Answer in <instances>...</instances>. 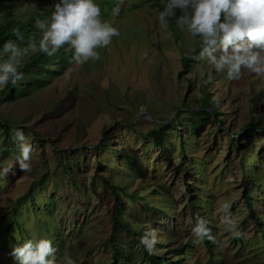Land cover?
<instances>
[{"label": "rangeland", "instance_id": "obj_1", "mask_svg": "<svg viewBox=\"0 0 264 264\" xmlns=\"http://www.w3.org/2000/svg\"><path fill=\"white\" fill-rule=\"evenodd\" d=\"M55 2L0 4V21L6 10L23 22L33 16L46 19ZM96 2L103 18L120 32L100 50L102 59L82 67L65 68L62 62L58 73L42 71L36 81L29 78L16 92L0 98V123L21 128L33 148L31 169L22 171L17 143L2 155L0 135V264H16L9 255L12 248L32 238L50 239L58 261L68 255L76 264H110L105 242L114 197L106 180L133 195V201L121 195L119 218L140 235L155 229L153 254H163L165 264H264V156L258 159L264 132L244 129L250 122L264 129L261 78L244 70L239 80L230 81L195 59L184 72L181 57L196 51L199 38L180 31L174 20L162 29L160 0ZM116 7L119 13L113 15ZM54 65L48 70H60ZM209 75L212 82L206 84ZM38 80L44 82L40 88ZM206 93L218 115L201 124L204 112L211 110L204 108ZM240 130L244 160L228 139ZM65 158L72 172H63L64 166L57 164ZM179 162L185 174L174 171ZM252 169L255 179L244 174H252ZM188 182L194 190H187ZM30 186L37 208L31 198L23 201L17 209L21 220L8 231L13 208ZM243 191L260 224L249 216ZM189 199L200 206L192 209ZM225 202L231 204L243 233L239 239L221 223L220 206ZM197 217L207 221L217 244L206 238L193 243ZM131 241L119 235V246L132 264H143Z\"/></svg>", "mask_w": 264, "mask_h": 264}, {"label": "clouds", "instance_id": "obj_2", "mask_svg": "<svg viewBox=\"0 0 264 264\" xmlns=\"http://www.w3.org/2000/svg\"><path fill=\"white\" fill-rule=\"evenodd\" d=\"M160 4L158 22L162 29L167 30L169 21L174 20L180 31L199 38L200 50L193 59L207 62L230 81L239 80L247 70L260 77V83L264 85V0H160ZM118 13L119 7L114 8L113 15ZM35 24L41 33L39 40L30 38L24 47L12 40L3 45L0 89L9 83L15 86L24 79L20 68L30 53L40 52L52 57L63 48L72 53L69 65L82 67L89 61L101 60L100 50L110 46L113 38L120 35L119 29L103 18L96 0H57L51 14L46 19H37ZM13 31L19 40H24L19 28ZM65 75L70 77V70ZM211 82L209 75L205 83ZM12 133L18 146L16 160L20 169L30 171L32 145L21 128L14 127ZM220 211L225 230L235 238L241 237L243 233L238 230L231 204L223 203ZM191 232L195 237L194 244L205 238L218 243L207 221L201 217H197ZM157 242L155 229L140 237V243L149 254L154 252ZM56 252L50 239L32 238L14 246L9 255L16 264H76L68 255L58 261Z\"/></svg>", "mask_w": 264, "mask_h": 264}, {"label": "trees", "instance_id": "obj_3", "mask_svg": "<svg viewBox=\"0 0 264 264\" xmlns=\"http://www.w3.org/2000/svg\"><path fill=\"white\" fill-rule=\"evenodd\" d=\"M12 1H14V0H0V4H7V3H10ZM35 21H36V16H33V17L29 18L27 21L23 22V21L17 19L11 11L6 10L2 16V20L0 21V51H2L3 45L9 40L14 41L15 43H17L20 46L26 45L27 41L30 38L35 37V39L38 40V37H39L38 33L40 32V30L36 27ZM16 28H19L21 34L23 35V37H24L23 41L19 40L16 37V35L14 34L13 30ZM199 50H200V45L197 47L196 51H194L188 55H185V54L182 55L181 64H182V68H183L184 72L187 71L191 67L190 63L193 62L192 57L195 54L199 53ZM71 55H72V53L70 51H67L66 49L62 48L57 54H55L52 57H48L43 53L36 52L35 54L30 55L28 58H25V61L21 65V68H20V70L24 73V79L22 81H20L15 86L12 85L11 83H9L6 87L2 88L0 90V98L2 96L7 97L6 95H8L11 92H13V93L16 92V90H18L21 86H23V84H25L26 80L29 78L31 79V81H36L35 75H38L42 71H43V75H46V73H48V72L54 73V71L56 73H58L59 71H61L60 66H62V64H61L62 62H63V64H65V68L68 67L69 66V57ZM53 62H56L57 65H54V66L58 67L60 70H57V69L51 70V71L48 70V67H50L51 63H53ZM181 73H183V72H181ZM181 73L179 75H181ZM29 74H31L30 75L31 77L28 76ZM37 82L39 83V85L37 87L38 88L42 87L41 84L44 83L43 80H38ZM204 103H205L204 108L205 109L209 108L211 110L209 112L208 111L204 112V115H206V117L200 119L199 123H201V124L204 122H209L210 119L212 120L214 116L218 115V112L216 111V109L211 107L212 101H210V97L207 93H206V96L204 98ZM249 126L250 127H247L244 129H246V130L254 129L255 132L253 134H257L256 132H264V129H260V124L258 122H250ZM164 128H166V127H164ZM0 129H1L0 135L2 137L1 154L2 155L9 154L12 152L13 148L16 146L15 143H17L16 141H14L12 139L13 127L8 125L7 123L3 122V123H0ZM243 130H240L237 133L234 132L231 134V136L229 138L227 137L232 142L230 148L234 149V150L235 149L240 150V154H241L240 159L241 160H244V157H243V153L241 151L242 148L240 147L239 140H241L242 135H240V134L243 132ZM235 136H237V137H235ZM184 145H185V142L182 139L181 140V147H180V151H179L180 157H181V153L184 152ZM103 148H105V147H103ZM4 149H6V151ZM106 149H108V148H106ZM258 153H259L258 159L261 160V158L264 156V146L260 147L258 149ZM15 154H18V152H15ZM57 164L61 168H63V166H64V171L62 170L63 172H67V171H65L66 169L69 172L73 171L66 158L63 160H60ZM254 169H252V171ZM243 170H244V168H243ZM174 171L176 173H178V175L180 173L185 174V171H186L185 165L182 162H179L176 165V167H174ZM69 172H67V173H69ZM254 173H255V171H253L252 174H249L248 172H246L244 174L253 175L252 177H253V179H255ZM188 181H190V179H188ZM253 182H255V180ZM256 182L258 183V181H256ZM33 184L34 183H32L31 185H33ZM105 184L110 186V188L112 189L111 194L114 197V203L112 206V214H111L112 215L111 216V218H112L111 229H110V234H109V236L105 242L106 243L105 245H107V247L110 250V255H111V263L110 264H132V262L127 257V254L124 252L123 246L122 245L119 246V243H118L119 235H123V233L132 239V241H133V242L131 241L132 243L136 244V249L138 251H140V254H141L140 259L143 261V264H165V261L162 257L163 254L160 256L155 255L153 253L149 254V252L146 250L145 246L140 243V237H142L143 235L132 232V230H130L129 227L125 223H122L120 218H119V215L122 214L121 207L123 205L121 195L128 196L129 198L132 199V201L135 199V198H133V195L128 194L124 190L123 187L122 188H120L119 186L115 187V185L110 184V182H108L107 180L105 181ZM185 185H186L185 187L187 188V190H189V191L194 190V187L190 186L189 182L185 183ZM191 188H193V189H191ZM80 190L81 189H79V191ZM31 191H32V186H30V189L22 196V198L19 199V202H18V204H16L15 208H13L14 210H13V213L10 217V222L6 224V228L8 226V228H7L8 231H10L9 229L16 226L15 224L21 220V217L19 216L17 209L23 205V201H25L27 198H31V201H30L31 204H32V202H34L36 204V208H37V202H36L35 197H34L35 194L30 196ZM153 193L157 194L159 192L154 190ZM243 195H244V200L246 203L245 207H246V210L248 211L249 216L254 217L253 221H255V224H256V221L260 224V222L257 220L256 215L253 213L254 212L253 211V203L250 200L248 194L245 193V191H243ZM189 202H190V207L192 209L193 208L196 209L200 206V204H199V202H197V200H193L191 202V199H189ZM24 207H25V209H27L28 212L30 211L29 206L27 204ZM22 212H24V210H21V213ZM165 215H168V214H165ZM239 238H237V239H239ZM185 246H186V244L184 246H182L180 249L184 248ZM180 249H178L177 251H179ZM174 252L175 251H172V250L169 251L170 254H173ZM162 261H163V263H161ZM168 263H171V260H169Z\"/></svg>", "mask_w": 264, "mask_h": 264}]
</instances>
